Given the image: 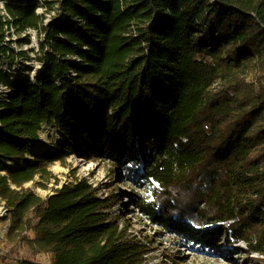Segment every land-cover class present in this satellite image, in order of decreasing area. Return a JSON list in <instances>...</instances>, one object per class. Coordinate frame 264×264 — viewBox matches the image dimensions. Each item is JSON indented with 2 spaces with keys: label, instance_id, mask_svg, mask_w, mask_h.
Instances as JSON below:
<instances>
[{
  "label": "trees",
  "instance_id": "1",
  "mask_svg": "<svg viewBox=\"0 0 264 264\" xmlns=\"http://www.w3.org/2000/svg\"><path fill=\"white\" fill-rule=\"evenodd\" d=\"M0 2V60L15 56L10 29L26 44L30 30L40 35L33 80L0 69L11 91L0 100V168L24 163L0 173L8 239L53 258L20 264H147L113 211L123 192L105 197L76 176L45 198L25 188L37 177L43 190L59 185L49 167L72 154L109 161L118 176L141 164L158 185L150 211L139 208L149 220L264 264V0ZM44 126L64 135L61 148L33 149Z\"/></svg>",
  "mask_w": 264,
  "mask_h": 264
},
{
  "label": "rangeland",
  "instance_id": "2",
  "mask_svg": "<svg viewBox=\"0 0 264 264\" xmlns=\"http://www.w3.org/2000/svg\"><path fill=\"white\" fill-rule=\"evenodd\" d=\"M42 12V10L39 11V13ZM6 35L5 41L11 45L15 56L1 59L0 69L15 81L33 80L38 74L40 65L34 59L37 47H39V33L35 30L29 31L31 37L29 44L24 41L25 35H17L14 29H10ZM21 53L24 54L21 55ZM3 96L0 88V100L3 99ZM59 131L56 126H44L40 133V140L33 149L37 152L43 145H48V147L54 145L61 148L66 139ZM14 162L15 160L6 162L0 168V173L6 174L9 169L18 167L13 164ZM113 167V163L106 160L87 162L76 154H72L66 162L58 161L49 167L59 185L52 181L49 190H43L36 186V182L40 181V178L37 177L36 181L26 184L25 188L45 198L53 194L54 190L63 184L71 182L73 176H76L88 179L94 187L100 189V193L105 197L120 195V192H123L124 196L116 203L113 211L122 215L120 220L126 221L131 238L139 243L142 242L148 249L147 264H245L236 247L226 241H222L215 250H212L200 244H194L188 241L184 235H180L172 229L159 227L149 220L139 208L144 205V208L150 211L149 206L154 201V192L158 185L140 178L141 164L123 165L121 176L112 172ZM0 209L6 211V214L0 216V249H2L0 264H20L23 260L50 263L53 258L43 247H31L22 241L13 242L8 239L7 232L12 224L11 216L3 201H0ZM191 226H193L192 223ZM29 235L33 236L32 233Z\"/></svg>",
  "mask_w": 264,
  "mask_h": 264
},
{
  "label": "built area",
  "instance_id": "3",
  "mask_svg": "<svg viewBox=\"0 0 264 264\" xmlns=\"http://www.w3.org/2000/svg\"><path fill=\"white\" fill-rule=\"evenodd\" d=\"M4 4L2 2H0V8L4 10ZM5 13V11L3 12V14ZM6 14V13H5ZM40 68V65H39ZM0 88L2 90V93L4 94L3 99L7 97L8 93H10L11 91H9L8 87H4L2 85H0ZM4 214H6V211H3V209H0V216H3ZM1 245V243H0ZM2 249H0V254H1Z\"/></svg>",
  "mask_w": 264,
  "mask_h": 264
},
{
  "label": "bare ground",
  "instance_id": "4",
  "mask_svg": "<svg viewBox=\"0 0 264 264\" xmlns=\"http://www.w3.org/2000/svg\"><path fill=\"white\" fill-rule=\"evenodd\" d=\"M48 149H49L48 145H43V146L40 147V149L38 150V152H44V151H46ZM29 157H30V160L31 161H34V159H35L34 156L29 155ZM13 164L18 165V166H24V163L18 162V161H15Z\"/></svg>",
  "mask_w": 264,
  "mask_h": 264
}]
</instances>
